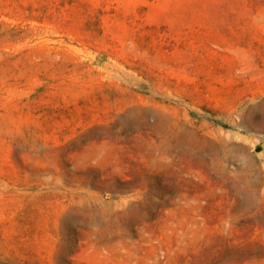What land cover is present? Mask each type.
<instances>
[{
  "label": "rangeland",
  "instance_id": "374dc122",
  "mask_svg": "<svg viewBox=\"0 0 264 264\" xmlns=\"http://www.w3.org/2000/svg\"><path fill=\"white\" fill-rule=\"evenodd\" d=\"M0 264H264V0H0Z\"/></svg>",
  "mask_w": 264,
  "mask_h": 264
}]
</instances>
